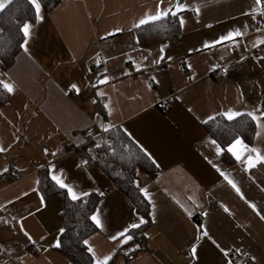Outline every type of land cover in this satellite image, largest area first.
<instances>
[{
    "label": "crops",
    "instance_id": "crops-1",
    "mask_svg": "<svg viewBox=\"0 0 264 264\" xmlns=\"http://www.w3.org/2000/svg\"><path fill=\"white\" fill-rule=\"evenodd\" d=\"M176 2L61 0L51 12L41 6L42 19L26 23L27 52L22 48L10 69H0V81L14 88L0 108V264H69L56 246L63 230L59 197L46 199L39 189L43 168L77 194L88 193L73 200L63 189L73 201L101 196L93 216L102 226L94 222L97 230L85 240L93 264L125 245L112 236L146 223L93 161L95 183L81 169L89 127L95 137L122 128L160 170L141 188L150 205L147 249L126 264H264V219L249 207L255 204L264 215V163L248 168L255 154L243 151L247 145L264 155V55L252 53L264 45V6L256 0H180L186 10L177 14L184 23L176 42L143 47L135 25L158 5L175 11ZM237 29L244 35L205 47ZM72 84L79 89L75 95ZM97 100L106 117L95 108ZM164 101L171 103L166 113L159 106ZM229 110L261 117L252 142L238 138L240 160L227 150L234 163L204 128L209 117L226 118ZM201 225L208 237L197 240ZM33 246L38 254L30 252Z\"/></svg>",
    "mask_w": 264,
    "mask_h": 264
},
{
    "label": "trees",
    "instance_id": "trees-1",
    "mask_svg": "<svg viewBox=\"0 0 264 264\" xmlns=\"http://www.w3.org/2000/svg\"><path fill=\"white\" fill-rule=\"evenodd\" d=\"M61 0H40L46 12H51ZM37 16L29 0H13L0 11V69L7 71L22 51L24 35L21 31L27 22L35 23ZM181 27L178 15H169L163 20L151 22L136 29L143 47L159 42H168L172 46L180 34ZM10 93L0 86V108L10 100ZM102 100L95 102V108L106 117ZM208 135L223 149L222 157L229 163L234 158L228 153L227 147L236 139L241 138L250 143L253 141L256 125L248 115L234 120L222 116L215 117L204 124ZM87 154L95 165L123 192L134 205L137 213L146 219L139 228L131 229L133 239L118 249L108 264H126L147 249L145 231L150 224V205L142 194L144 182L157 177L160 170L145 155L141 148L133 142L122 128L116 127L96 140L90 141L85 147ZM39 189L46 199L59 197L61 203L60 220L63 231L60 235L59 250L65 255L69 264H93V257L88 251L85 240L97 230L92 216L97 209L101 196L92 193L81 201L71 200L43 168L39 171ZM200 222V220H197Z\"/></svg>",
    "mask_w": 264,
    "mask_h": 264
},
{
    "label": "snow or ice",
    "instance_id": "snow-or-ice-1",
    "mask_svg": "<svg viewBox=\"0 0 264 264\" xmlns=\"http://www.w3.org/2000/svg\"><path fill=\"white\" fill-rule=\"evenodd\" d=\"M12 0H0V11H3L5 9V7L7 6L8 3H11ZM29 2L32 4V6L34 7L35 9V12H36V16H37V19H42L41 15H40V12H41V4H40V0H29ZM160 3L163 4V0H160ZM256 4L257 5H262L264 6V0H256ZM174 8H175V11H173V8L172 7H169L167 9H161V7L158 5L157 6V11L155 12V14H152V15H146L145 18L141 19L139 21L138 24L135 25V27H140L141 25H145V24H148V23H151V22H155V21H160V20H163L165 19L166 17H168L169 15H177L179 12L181 11H184L186 10V6L181 4L180 3V0H177L176 4L174 5ZM197 15H199V8L196 7L193 9ZM180 23H181V26H183V23H184V20L183 18L180 19ZM21 31L23 32V35H24V43L21 45V47L24 48V50L27 52V43H28V38L31 34V25L29 24H24ZM117 31H120L119 29ZM111 35V33L109 34ZM244 33H242L239 29L235 30L234 32H229L226 36H223L221 37L219 40L217 41H214L212 44H208L206 43L205 44V47H212L214 46L215 44L217 43H222L223 41H226V40H230V39H234L235 37H240V36H243ZM261 43H264V41H261ZM163 48L161 49V53H163ZM164 57L163 55L160 56V60H163ZM170 59V58H169ZM156 63H159V60L155 61ZM107 82V78H105L104 80L100 81V83H106ZM0 86L3 87V89H5L7 92L9 93H12L14 91V88L11 84L9 83H6L4 81H0ZM71 88L72 89H75L77 92H79V89L77 88V85L76 84H72L71 85ZM100 95H103L102 93H100ZM105 107H107V105H105ZM223 115L226 116V118L228 120H233L235 119L236 117L240 116L241 113L239 112H234V111H231L229 110L227 113H224ZM248 116H250L254 121L257 122V126L259 127L260 124H259V121L261 119V117H257L254 113L252 112H249L247 113ZM262 117H264V113L261 114ZM209 120H212L214 119V117H209L208 118ZM205 123H207V121H204ZM109 129L107 127L104 128V131H108ZM259 135V133H258ZM213 143H215V141H213ZM242 144V141L239 140V139H236L234 141V143L232 145L229 146V148L227 149L229 152H231L237 160H240L241 159V155L239 153H237L234 149L236 148L237 145H241ZM4 149L3 148H0V152H3ZM141 151H143L145 153V155L149 156L150 157V154L147 153L146 150H144L143 148H141ZM222 151V149H220L219 147H217V154H220V152ZM243 151H246V152H249V153H254L255 156H251L249 155L248 158H247V164H248V168H252V167H255L257 163H264V155H262L260 153V151L256 148H249L247 145H244L243 146ZM221 175H225L224 173H221ZM52 179L56 182L57 185H59L60 188L62 189H67V192L68 194L70 195L71 199L73 200H77V199H80V196L83 195V196H87L88 193H82V194H77L72 187L66 185L62 178L60 176H57V175H53L52 176ZM225 179H227V177L225 176ZM228 183L232 186L233 189H235V191L239 194L240 193V189L237 187V185L231 181V180H228ZM33 191H36V189H33ZM143 192V194L145 195V197H148V192L146 189H142L141 190ZM25 195H27V193H25ZM241 198L243 199V195L241 194ZM40 202L41 204H43V197L40 198ZM249 207L254 211L256 212V214L258 216H260L261 219H264V215H261L260 212L257 210L256 208V205L255 204H249ZM39 210V209H38ZM225 211L228 212L229 210L225 207ZM192 214L189 213V216H191ZM93 221L96 223V225L98 227H101V221L100 219L97 217V216H93L92 217ZM144 223L143 220H140L139 223H133L131 225H129L128 227H126L123 231L117 233L116 235L112 236L111 239L112 240H120V243L121 244H126L128 243V241L132 240L133 237L132 235H129L128 233L130 232L131 229H136V228H139L140 227V224ZM63 231V230H61ZM197 231L200 233V235H198L196 237L197 240H201L203 239L204 237H208V231L201 225L197 228ZM25 235H28L26 232H25ZM122 238V239H121ZM29 239H31V237H29ZM214 242V241H213ZM215 243V242H214ZM85 244H87V241H85ZM57 247H59V243L56 244ZM217 247H219L217 245ZM88 251L90 253H93V256L95 257V253H94V250L89 247L88 248ZM196 247L193 246L192 249H191V252L192 254L195 256L196 254ZM222 251H224L222 249ZM224 254L225 256L228 255L227 251H224ZM111 259V255L109 256H105L103 257V259H95V264H108V261Z\"/></svg>",
    "mask_w": 264,
    "mask_h": 264
},
{
    "label": "built area",
    "instance_id": "built-area-1",
    "mask_svg": "<svg viewBox=\"0 0 264 264\" xmlns=\"http://www.w3.org/2000/svg\"><path fill=\"white\" fill-rule=\"evenodd\" d=\"M252 53L255 56L264 55V45L261 46V47L254 48L252 50ZM223 74H224V71L219 72V75H223ZM158 86H159V84L156 81H154V80L149 82V87L151 89H153V90H156L158 88ZM69 93L72 94V95H75L76 92L73 89H69ZM170 105H171V103L169 101H164V102L159 103V106H160L161 111L163 113H166L168 111V108H169ZM94 133H95V129L93 127H89L88 129H86V131L84 133L85 140L87 142H90V141H93V140H96L97 138H99V137H95ZM79 164H80L81 169L84 171V173L95 183L96 180L92 176V173L90 171V166L92 164V160L89 157V155L87 154V152L80 150V163ZM30 252L33 253V254H38L39 253V248L37 246H33L30 249ZM245 260H246L247 263L250 262L249 257H247Z\"/></svg>",
    "mask_w": 264,
    "mask_h": 264
}]
</instances>
